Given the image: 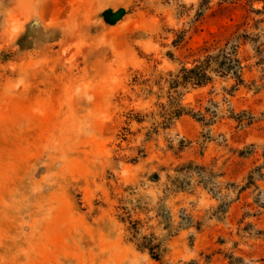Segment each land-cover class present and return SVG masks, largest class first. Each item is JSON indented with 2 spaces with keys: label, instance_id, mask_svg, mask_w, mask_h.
<instances>
[{
  "label": "rangeland",
  "instance_id": "374dc122",
  "mask_svg": "<svg viewBox=\"0 0 264 264\" xmlns=\"http://www.w3.org/2000/svg\"><path fill=\"white\" fill-rule=\"evenodd\" d=\"M263 7L0 0V264H264V53L167 84Z\"/></svg>",
  "mask_w": 264,
  "mask_h": 264
},
{
  "label": "trees",
  "instance_id": "16d2710c",
  "mask_svg": "<svg viewBox=\"0 0 264 264\" xmlns=\"http://www.w3.org/2000/svg\"><path fill=\"white\" fill-rule=\"evenodd\" d=\"M240 42H249L254 46L256 53H264V35L263 38H260L257 34L251 36L245 32L234 33L232 38L223 43V46L218 47L212 53H207L201 59L195 60L189 67L182 66L176 74H170V78L167 80L168 90L175 92L179 87H186V85L201 87L211 82V75H214L221 78H232L234 83L229 91H233L243 83L242 70L244 66L241 65L237 51ZM172 100L169 102L168 108L161 106L163 123L184 113L183 107H179L175 103L176 101L174 102V98Z\"/></svg>",
  "mask_w": 264,
  "mask_h": 264
}]
</instances>
